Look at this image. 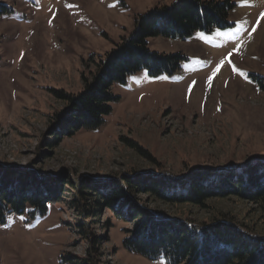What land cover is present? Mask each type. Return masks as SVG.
<instances>
[{"label":"rangeland","instance_id":"obj_1","mask_svg":"<svg viewBox=\"0 0 264 264\" xmlns=\"http://www.w3.org/2000/svg\"><path fill=\"white\" fill-rule=\"evenodd\" d=\"M174 1L5 0L10 10L0 16V162L39 168L47 176L66 171L72 179H114L134 169L180 175L194 166L226 168L263 157L264 0H234L224 28L195 30L185 38L148 37L152 51L183 53L180 68L158 76L143 68L114 83L111 91L119 99L100 127L49 146L61 137L48 134L52 116L66 105L56 92H80L83 74L133 30L137 14ZM237 28L233 39L215 35ZM201 32L213 43L200 39ZM229 52L243 74L225 63L209 84L212 70ZM64 195L44 216H6L0 224V264H61L64 253L85 255L87 240L77 232L72 196ZM159 206L196 223L225 215L264 236V202L230 196L210 198L204 206ZM108 217L112 226L105 228ZM95 220V232L102 236L99 264H167L121 245L132 224L106 209Z\"/></svg>","mask_w":264,"mask_h":264},{"label":"trees","instance_id":"obj_2","mask_svg":"<svg viewBox=\"0 0 264 264\" xmlns=\"http://www.w3.org/2000/svg\"><path fill=\"white\" fill-rule=\"evenodd\" d=\"M233 2L175 0L137 14L133 30L94 61V70L89 75L83 74L80 92H56L66 105L52 116L48 134L57 133L61 137L49 146L63 136L100 127L112 110V102L119 99L111 91L114 83H124L128 75L143 68L150 76L171 75L180 68L186 60L183 53L152 51L146 42L148 37L185 38L195 30L224 28L230 24L228 14L235 5ZM9 10L5 0H0V16ZM129 143L152 158L136 142ZM40 170L0 162V224L5 223L8 214L27 213L31 219L44 216L48 205L63 201L64 194L70 193L69 203L78 215L76 229L87 240V248L81 257L64 253L59 260L61 264L101 262L102 236L94 227L95 217L104 209L112 217L132 224L124 229L127 235L121 245L147 258H162L167 264H264V236L235 219L224 215L196 223L169 215L159 206H204L210 198L230 196L262 204L264 156L226 168L194 166L180 175L134 169L114 179L87 175L72 179L70 172L47 176ZM149 202L157 204L151 208ZM110 219H105L103 227L112 226Z\"/></svg>","mask_w":264,"mask_h":264},{"label":"snow or ice","instance_id":"obj_3","mask_svg":"<svg viewBox=\"0 0 264 264\" xmlns=\"http://www.w3.org/2000/svg\"><path fill=\"white\" fill-rule=\"evenodd\" d=\"M68 7H72V5H68ZM262 17H264V14H262ZM239 31H240V28H237V29H236L235 31H233V32H222V31H217L215 35H216L217 37H222V38H224V39H226V40H229V39H233V38L239 33ZM252 31H255V29H253ZM249 34H251V33H249ZM199 37H200V39L205 40V41H207L208 43H213V41H214V38H213V37H211V36H206L203 32L199 33ZM231 56H232V53L229 52V53L227 54V56L223 57V58L218 62V64L216 65V67L212 70V74L208 77V81H207V82H208L209 84H211L213 78H214V77L220 72L221 67L224 66L225 63L231 65V66H232V70H233L234 72H237V73H239V74H243V73L240 72V70H239L238 68L235 67L234 64H232V60L230 59ZM192 83H193V85H195L196 82L193 81Z\"/></svg>","mask_w":264,"mask_h":264}]
</instances>
